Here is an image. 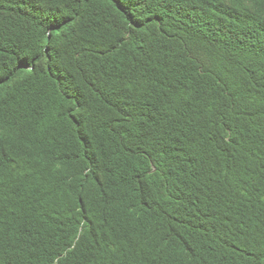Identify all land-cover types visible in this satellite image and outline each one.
I'll return each mask as SVG.
<instances>
[{
  "label": "trees",
  "instance_id": "obj_1",
  "mask_svg": "<svg viewBox=\"0 0 264 264\" xmlns=\"http://www.w3.org/2000/svg\"><path fill=\"white\" fill-rule=\"evenodd\" d=\"M0 264H264V0H0Z\"/></svg>",
  "mask_w": 264,
  "mask_h": 264
}]
</instances>
